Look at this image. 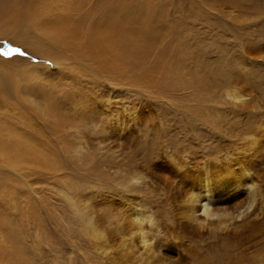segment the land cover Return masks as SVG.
I'll use <instances>...</instances> for the list:
<instances>
[{
	"label": "rangeland",
	"instance_id": "rangeland-1",
	"mask_svg": "<svg viewBox=\"0 0 264 264\" xmlns=\"http://www.w3.org/2000/svg\"><path fill=\"white\" fill-rule=\"evenodd\" d=\"M122 1L0 0V264L128 260L115 254L124 238L109 231L133 228L135 209L166 226L173 209L151 186L133 190L128 177L148 172L167 151L180 159L203 151L235 157L238 166L236 155L250 152L264 125V51L260 58L249 53L264 47V0ZM110 8L121 25L112 26ZM150 10L162 19L144 37ZM232 90L245 102L230 98ZM36 99L47 101L45 113L32 105ZM68 103L93 112L97 122L124 116L126 106L138 114L124 154L106 158L110 151L96 143L76 150L74 120L61 108ZM246 160L264 184V162ZM84 211L96 219V232ZM242 239L232 244L203 234L197 255L206 264H263L264 233Z\"/></svg>",
	"mask_w": 264,
	"mask_h": 264
},
{
	"label": "bare ground",
	"instance_id": "bare-ground-1",
	"mask_svg": "<svg viewBox=\"0 0 264 264\" xmlns=\"http://www.w3.org/2000/svg\"><path fill=\"white\" fill-rule=\"evenodd\" d=\"M124 1L126 0L122 2ZM241 3H243V1ZM117 8L118 7H116V9ZM158 11L159 10H150V24H145V27L141 28L144 37L147 35L146 33L152 31L150 27L156 26L157 22L162 19L158 16ZM105 12H107L108 19L113 24H111L112 26L121 25L123 20L120 17V13L113 8L105 9ZM128 19L126 17V20ZM130 23H132V18L128 24ZM172 29L174 30L173 27ZM132 31L133 27L130 28V32ZM126 32H128V30L124 29V33ZM175 37H181V35ZM59 47L62 46L59 45ZM262 49L257 47L249 51V53L254 56L263 57L262 51H264V47ZM190 54H192L191 51ZM110 63H112V61ZM222 74L219 73L218 75L222 76ZM227 95L236 101L245 102L246 99L245 94L239 91L232 90L227 92ZM31 103L41 113H45V109L48 107L47 101L41 99H36ZM122 107L124 108L125 106ZM61 108L62 111L65 112V115L69 114L70 119L74 120L72 141L76 150H89L92 148L93 143L97 144L96 147L102 144V148L104 146V148L110 151H108L109 153L105 151V157L107 158V154H110L115 158L117 154L120 155L121 152L123 153L128 145L132 143V138H134L132 130L134 129L130 126V120L138 122V114L135 116L129 106L124 108L122 113L124 116L114 115L115 117H111L112 119H105L106 121L103 122L95 121L92 115L93 112L90 114L85 110V107L79 104L68 103V105ZM259 127V135L257 137H251V142L246 149L250 152L247 151V154L242 153L241 156L238 155L239 153L236 155L238 158L236 164H238V166L234 164L235 157L226 158L224 156L220 157V155L209 156L205 155L203 151L202 153L191 152L189 158L180 159L174 154L175 152L167 151L170 156L168 155V158H164L161 162L159 161V164L150 167L148 172H143L146 171L144 168L145 170L142 171L143 173H135L128 178L126 177V182L131 185L133 190L140 189L141 186H151L153 190L162 197L165 195V200L171 202L173 209L170 211L171 224H167L166 226H164L155 215H149L148 217L147 213H150V211H139L134 208L135 210L130 217L133 228H128L130 226V220L126 218L128 219V221H126L129 225L121 230L118 229V231L114 229L110 230V237L116 238L119 241L124 238V244L117 246L115 254L119 255L121 259L127 257L128 260H122L118 264H206L207 258L205 259L203 257V259L198 257L197 254L199 250H197L195 243L196 239L203 234L212 237L221 234L228 242L233 244L236 240H241L242 236L264 233V184L259 182V174L257 176L255 163L246 160L247 157H254L264 162V125L261 124ZM239 149H241L240 151H244L242 148ZM178 177L182 179L178 181ZM231 202L236 203L233 206V210L228 211L227 206ZM83 216L88 227L93 228V230L97 229L96 219H94L93 222L92 217L87 214V211H84ZM126 221L125 223H127ZM145 221L146 223H144ZM134 225L136 227H134ZM98 230L102 234L105 233L103 232L104 229L98 228ZM164 230L170 236V240H168L169 245L167 244V240L164 238L163 240L161 237ZM94 232H96V230L93 231V233ZM103 237L108 236L104 234ZM256 238L258 239V236ZM248 240L246 241L248 242ZM118 243H116L115 246ZM248 243H251V241ZM163 245H168L169 249L165 251ZM112 247H114V245H112ZM230 257L231 256H226L227 259H230ZM262 260L264 261V259ZM262 260L260 258V261Z\"/></svg>",
	"mask_w": 264,
	"mask_h": 264
},
{
	"label": "snow or ice",
	"instance_id": "snow-or-ice-1",
	"mask_svg": "<svg viewBox=\"0 0 264 264\" xmlns=\"http://www.w3.org/2000/svg\"><path fill=\"white\" fill-rule=\"evenodd\" d=\"M12 51H17V52H18V51H19V49H13ZM21 54H23V53H21Z\"/></svg>",
	"mask_w": 264,
	"mask_h": 264
}]
</instances>
